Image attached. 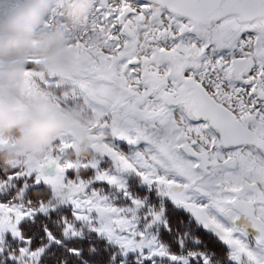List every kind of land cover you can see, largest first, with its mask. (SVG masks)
<instances>
[{
    "label": "snow or ice",
    "instance_id": "6c2138e0",
    "mask_svg": "<svg viewBox=\"0 0 264 264\" xmlns=\"http://www.w3.org/2000/svg\"><path fill=\"white\" fill-rule=\"evenodd\" d=\"M67 5L70 62L23 86L97 118L0 165V264H264V0Z\"/></svg>",
    "mask_w": 264,
    "mask_h": 264
},
{
    "label": "clouds",
    "instance_id": "9594fccd",
    "mask_svg": "<svg viewBox=\"0 0 264 264\" xmlns=\"http://www.w3.org/2000/svg\"><path fill=\"white\" fill-rule=\"evenodd\" d=\"M53 0H0V165L12 167L23 160L35 165L40 154L62 133L84 142L96 120L82 106H60L47 93L23 86L28 61L38 58L39 68L59 76L70 62L67 33L56 28L40 32ZM95 0H68L64 18L79 27ZM81 155H87V149Z\"/></svg>",
    "mask_w": 264,
    "mask_h": 264
}]
</instances>
